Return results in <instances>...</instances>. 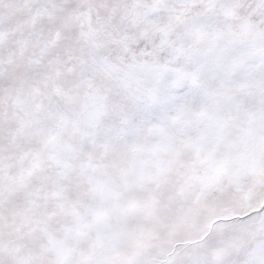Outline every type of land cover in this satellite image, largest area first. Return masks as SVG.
Here are the masks:
<instances>
[{
	"label": "snow or ice",
	"instance_id": "6c2138e0",
	"mask_svg": "<svg viewBox=\"0 0 264 264\" xmlns=\"http://www.w3.org/2000/svg\"><path fill=\"white\" fill-rule=\"evenodd\" d=\"M0 264H264V0H0Z\"/></svg>",
	"mask_w": 264,
	"mask_h": 264
}]
</instances>
